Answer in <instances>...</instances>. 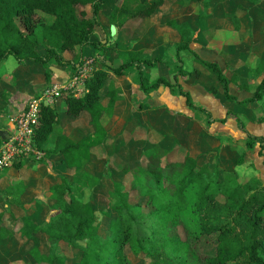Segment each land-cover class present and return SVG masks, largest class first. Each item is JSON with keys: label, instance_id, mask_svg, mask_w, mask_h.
I'll return each mask as SVG.
<instances>
[{"label": "trees", "instance_id": "16d2710c", "mask_svg": "<svg viewBox=\"0 0 264 264\" xmlns=\"http://www.w3.org/2000/svg\"><path fill=\"white\" fill-rule=\"evenodd\" d=\"M183 1L122 0L109 11L108 20L123 29L131 22L137 25L157 11ZM196 1L201 6L199 19H203L209 1ZM237 2V9L226 16L239 31V16L244 8L241 1ZM105 4L106 0H0V62L9 56L20 64L37 62L46 68L45 76L49 81L51 65L76 69L84 57L83 49L92 46L101 52L100 61L107 66L103 46L108 34L100 20ZM168 25L180 33V40L175 44V69L165 60L172 69L170 80L163 76L148 78L145 65L164 59L152 60L145 57L143 51H134L132 45L139 39V33L133 32L121 44L120 61L112 63L109 69H95L83 94L66 92L61 96L67 114L88 118L81 140L74 141L64 132L62 116L55 105L42 106L33 143L46 157H63L59 165L64 172L58 171V181L43 191L52 212L49 218L40 219L41 206H37L36 220L24 215L13 216V232L36 241L30 250L34 264H133L127 249L145 264H264V190L260 188L258 177L242 180L236 170L223 169L217 159L200 160L178 140L171 149H165L159 145V139L149 134L143 139L150 141L153 148L143 153L136 165L132 166L127 156L107 154L104 150L105 127L113 115L116 99L114 91H110L107 106L101 103V91L109 70L122 75L135 67L143 91L167 87L172 94L184 97L195 118L204 113L207 125L231 119L247 131L250 120L245 115L228 109L224 117L215 118L183 89L178 77L191 74L184 69L183 51L192 52L195 60L215 77L216 85L204 86L209 93H221L225 101L256 110V120L264 122L263 113L259 115V104L264 100V61L249 69V79L261 78L252 96L241 100L230 92L229 84L235 83L240 89H249V85L242 84L237 73L226 76L217 62L203 60L191 49L195 35L193 23L171 19ZM193 72L199 74L197 69ZM55 130L54 146L45 148L49 135ZM246 137L247 147L260 146L258 154L264 164V135L247 134ZM93 156L106 158L108 164L127 176L125 182H112L106 208L94 206L91 198L84 199L89 180H96L91 188L94 189L107 176L106 172L92 173L86 169ZM243 156L244 151L235 163H243ZM12 165L19 169L20 177L18 183L4 190L10 211L13 205L25 208L20 198L27 179L23 171L24 158L15 160ZM98 211L102 217L98 216ZM3 217L4 213L0 212L1 239L13 235ZM101 226L105 227L104 234L100 233ZM38 232L48 237V254L39 247ZM205 237L215 240L213 252L202 250ZM61 244L77 251L76 260L73 256L55 253V248Z\"/></svg>", "mask_w": 264, "mask_h": 264}, {"label": "crops", "instance_id": "0c3cea01", "mask_svg": "<svg viewBox=\"0 0 264 264\" xmlns=\"http://www.w3.org/2000/svg\"><path fill=\"white\" fill-rule=\"evenodd\" d=\"M121 1L117 0L116 3ZM208 1V10L203 19H199L200 4L196 0H184L182 3L170 5L167 10L157 11L137 25L131 22L123 29H119L107 19L104 21L101 18L103 11L109 13L116 4H110L106 0L105 7L100 13V20L108 34L107 39H104L105 45L103 46L107 66L100 61L103 58L101 52L92 46L83 49V56L96 57V70L102 67L109 69L112 63L120 61V54L123 51L122 42L128 39L133 32H138L139 39L134 41L132 49L143 51L144 56L152 60L164 59V61L145 65L148 78L154 79L163 76L170 80L171 66L175 67L176 64L175 44L180 40V33L169 26L168 21L171 19L177 22L191 21L195 28L191 49L201 59L217 62L226 76L231 77L237 73L242 84H248L249 89H240L235 83H230V92L241 100L249 98L261 78L249 79V69L255 67L260 61H264V0L255 2L249 0ZM237 1H241L244 8L239 16L241 22L239 31L235 30L233 23L226 16L227 13L237 9L239 6ZM41 52H44L43 48ZM76 52H80L79 47L76 48ZM65 55L70 57L69 54ZM181 57L183 64L187 60H191L190 69L184 67L191 74L186 77L180 75L178 79L183 89L190 92L196 104L205 107L215 118L224 117L228 109L245 115L250 120L246 130L253 131L256 133L255 135H264V122L256 120V113H258L256 110L225 101L221 93L217 95L209 93L204 86L216 85L215 77L206 67L195 60L192 52L183 51ZM166 59L171 64L170 67L166 64ZM0 69V140L7 138L9 124L19 112L27 107L31 98L40 95L55 83L64 82L75 71V68H59L51 65V77L47 81L46 68L43 65L34 61L20 64L13 56L1 61ZM194 69L199 70V74L194 73ZM110 91H114L116 99L113 115L105 127L107 136L104 150L107 154L116 153L119 156H127L130 164L136 165L141 155L153 148L150 141L143 139L149 134L152 138L159 139V145L165 149H171L178 140L199 159H217L223 169H234L238 172L236 159L235 157L232 159L229 154L228 149L231 146L229 145L228 148L227 143L230 144L229 140L233 142L235 139L245 140L248 132L240 129L236 121L229 119L225 123L214 122L207 125L206 115L203 118H195L193 112L187 108L184 97L172 94L169 88L161 86L149 92L143 91L135 67L122 75L109 70V76L105 79L101 91L103 106H107L110 101ZM59 99L54 104L57 108L61 105ZM259 107V115L263 113L264 116V100L259 104ZM62 108L64 112L63 115L61 114V126L64 132L74 141L81 140L88 126V118L67 114L65 101L62 103ZM203 119L204 122L201 125ZM56 137L57 131L55 130L49 135L48 142L44 147L52 148ZM128 140L132 141L128 142ZM205 142L209 144V147L202 150V144ZM241 148L238 146L237 150L245 151ZM23 158V171L27 179L24 181L26 189L20 200L25 207L37 208V206H41V218L46 219L52 212L43 191L58 181V171L64 172L59 165L63 157L43 155L40 159L36 158L37 160L31 159V156ZM86 169L92 173H107V176L103 177L90 191L88 197H86V190L89 188L84 191V199H90L92 196L91 202L94 206L97 204V207L100 205L102 197L108 196L112 189V182L127 181V176L108 164L106 158L93 156L86 164ZM19 177L20 171L14 165L0 170V202L4 208H7L4 190L8 186L18 183ZM12 211L5 213L2 209L0 210L4 213L3 220L6 227L13 232L14 223L11 225L10 220L11 218L14 220L15 212ZM16 233L13 232L12 236L4 239L0 238V264H7L9 256L19 258L26 253L31 256L30 250L35 246L36 241ZM36 236L39 241L42 240L48 245V237L44 232H38ZM29 263L34 264L33 259Z\"/></svg>", "mask_w": 264, "mask_h": 264}, {"label": "built area", "instance_id": "2783aa9c", "mask_svg": "<svg viewBox=\"0 0 264 264\" xmlns=\"http://www.w3.org/2000/svg\"><path fill=\"white\" fill-rule=\"evenodd\" d=\"M96 57H84L73 75L61 83L46 88L40 95L31 98L27 107L19 112L9 124L8 136L0 141V170L12 165L15 160L34 156L40 159L44 152L33 143V134L39 122L43 105H54L66 92L81 95L86 91V82L92 77Z\"/></svg>", "mask_w": 264, "mask_h": 264}, {"label": "rangeland", "instance_id": "374dc122", "mask_svg": "<svg viewBox=\"0 0 264 264\" xmlns=\"http://www.w3.org/2000/svg\"><path fill=\"white\" fill-rule=\"evenodd\" d=\"M117 0H108V2L110 4H114L116 3ZM102 19H104V21H107L108 20V13L103 11L102 12ZM107 19V20H106ZM109 21V20H108ZM167 60V59H166ZM168 61V60H167ZM191 60H187L184 64V67L186 69H190L191 67ZM174 67V66H173ZM175 68V67H174ZM1 70V69H0ZM172 76V75H171ZM156 78V77H155ZM184 99V98H183ZM61 100V105L58 106V110L59 112L63 115V108H62V103L64 102V98L63 97H60ZM204 113H201L200 116L203 118L204 117ZM203 122H204V119L202 120V124L203 125ZM220 124V123H218ZM248 134H251V135H255L256 133H253V131H250V130H247ZM263 133V130L261 131ZM260 136V135H259ZM223 139V138H221ZM224 140V139H223ZM246 140H247V137H245V140H240V139H235V143L231 140H229V143H227V146L229 148V145L231 146V148L228 149V152L229 154L232 156V159L235 157V159H237L240 155V152L242 151H239L237 150V147H242L241 149H245L244 151V156H243V159H244V162L241 163V164H237V170H238V173L240 175V178L242 180H246V179H249L251 177H258L261 181L260 183V188H262L264 190V164L262 163V157L259 156L258 154V151L260 149V146L257 145L256 147H254V149H251L249 147H247V143H246ZM132 140H128V142H131ZM226 142V141H225ZM235 145V146H233ZM184 146V145H183ZM185 147V146H184ZM209 147V144H207L205 142V144H202V150H205V148ZM247 147V149H246ZM186 148V147H185ZM187 149V148H186ZM181 150H179V153H180ZM34 158V159H33ZM31 159L33 160H37L34 156H31ZM43 160V159H42ZM41 160V161H42ZM200 160H204V159H200ZM231 160V159H230ZM89 168V167H87ZM90 170V168H89ZM92 171V170H91ZM95 171V170H94ZM97 172V171H96ZM100 174V173H99ZM95 176H98V175H95ZM96 184V180L95 179H91L89 180V189L86 190V197L89 196L90 194V191H92L93 189H91L94 185ZM91 200H93V197H90ZM6 201V200H5ZM100 205L98 206L99 208H106L108 205H109V202H110V199H109V196H103L102 199L100 200ZM106 206V207H105ZM96 207H97V204H96ZM3 210L5 211V213L9 212L10 211V208H4V206L2 205V202H0V210ZM13 211L12 212H15V214L19 215H24V217L26 218H35L34 220H36V217H35V213L37 212V208H33V206H30V207H25V208H21L19 206H12L11 208ZM42 211V209H41ZM38 213V212H37ZM101 212L98 211V216L101 217ZM50 216V215H49ZM46 217L47 218H49ZM10 217V216H9ZM40 219L41 220H44L43 218H41L40 216ZM11 225H13L14 223V220L11 218ZM8 222V221H7ZM36 222V221H35ZM100 233L101 234H104V230H105V227L101 226L100 227ZM18 234V233H16ZM39 246L40 248L44 251V254H48L49 251H50V247H49V244L46 245V243L42 240L39 241ZM214 247H215V240L212 238V237H205V241L203 243V245L201 246L202 250L204 252H213L214 250ZM55 253L58 254V255H69V256H73V259L76 260L77 258V251L75 250H72L71 247H69L68 245H59L55 248ZM129 257H130V260L132 261L133 264H145L144 260H141V259H138L136 258L128 249H127V252H126ZM72 258V257H70ZM28 260V261H27ZM30 260H32L31 256H29L28 253L22 255L21 257H7V264H30ZM43 264H49V263H43ZM53 264H57L56 262H54Z\"/></svg>", "mask_w": 264, "mask_h": 264}]
</instances>
